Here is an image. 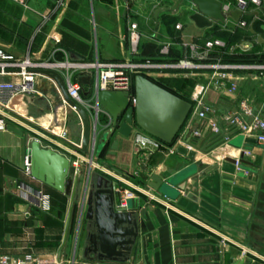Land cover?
Here are the masks:
<instances>
[{"label":"crops","instance_id":"1","mask_svg":"<svg viewBox=\"0 0 264 264\" xmlns=\"http://www.w3.org/2000/svg\"><path fill=\"white\" fill-rule=\"evenodd\" d=\"M220 1L235 9L236 0ZM173 6L174 0H26V5L0 0V49L14 57L72 63L148 59L177 63L190 60L192 44L202 47L208 40L221 39L226 47L216 49L210 60L197 63L229 66L162 70L148 77L190 102L194 89L204 87L202 95L214 113L204 120L190 115L176 139L177 146L196 152L194 161L169 148L154 153L141 150L134 143L136 127L125 137L112 128L105 112L99 113L97 123L95 111H88L92 127L97 125V142L107 135L99 155L95 154L99 167L93 171L117 182L122 195L138 198L139 232L125 263L84 256L88 222L83 199L90 163L84 165L73 206L70 195L34 179L26 170L28 149L40 132L65 128L73 141L82 138L76 111L63 102L52 79L39 75L35 83L38 96H18L11 103L18 119L9 125L24 135L0 131V256H8L11 264H28L29 257L30 264H234L242 258L244 264H264V252L254 244L264 247V238L253 243L254 231L258 227L264 231V148L245 153L256 173L226 161L240 157L247 137L223 120L235 111L238 98L247 99L254 116L264 119V70L247 68L264 66V44L258 40L264 38V6L250 7L239 21H214L207 28L197 27L190 19L195 12L191 5L163 10ZM240 21L246 26H240ZM132 23L138 25L141 36L136 56L130 53ZM166 43L171 44L170 54L161 58L159 52ZM70 72L72 82L90 77V84H81V99L87 102L97 85V70ZM220 73L237 83L235 94L214 89L213 79ZM9 79L0 76V81ZM209 120L220 126L227 143L206 153L200 143L210 140ZM187 130L201 133L198 146L183 141ZM153 175L170 182L179 196L173 200L147 190Z\"/></svg>","mask_w":264,"mask_h":264},{"label":"water","instance_id":"2","mask_svg":"<svg viewBox=\"0 0 264 264\" xmlns=\"http://www.w3.org/2000/svg\"><path fill=\"white\" fill-rule=\"evenodd\" d=\"M186 5L194 8L195 12L190 15V19L199 28L211 27L214 21L226 23L229 18L239 21L241 17L240 10L224 12L220 0H174L171 9L163 10L177 11ZM251 32L255 34L253 28ZM258 40L264 44L263 37H258ZM35 72L52 79L63 101L77 112L82 124L80 150L86 155L90 154V142L93 144L96 138L97 125L95 128L92 127L88 111L69 97L66 81L59 72L45 69ZM79 83L90 84V77H80ZM30 96L38 95L32 93ZM131 97L135 98L134 105L131 103ZM97 104L110 117L112 128L117 129L123 136L130 137L133 128L138 127L167 145L176 142L192 110L190 101L142 75L135 76L130 91L102 90ZM7 128L18 135H24V131L13 125H8ZM182 139L186 143L199 145V139L193 138L190 130L184 132ZM225 143L227 139L223 134L211 133L209 142L205 145L204 142L200 143V148L203 152L209 153ZM229 145L241 148L233 143ZM255 147L263 148L256 139L247 137L244 139L240 157L238 159L227 157L226 161L238 165L241 170L256 173L257 169L253 167V163L245 158L246 151L251 152ZM176 153L191 161L195 160L196 152L183 145L177 146ZM27 161L34 179L60 193L70 195L73 206L82 183V175L71 165L69 158L53 149L43 147L38 139H34L27 152ZM146 189L157 191L173 200L179 196V192L170 182L157 175L151 177ZM119 192L117 182L97 172H88L83 199V210L85 204L87 205L85 219L88 222L84 256L88 260L125 263L130 258L139 232L136 216L139 204L138 198L127 197L124 207H118ZM244 263L245 258H242L234 264Z\"/></svg>","mask_w":264,"mask_h":264},{"label":"built area","instance_id":"3","mask_svg":"<svg viewBox=\"0 0 264 264\" xmlns=\"http://www.w3.org/2000/svg\"><path fill=\"white\" fill-rule=\"evenodd\" d=\"M20 5H26V0H14ZM62 4V3H61ZM264 4L263 0H236L235 9L232 5L223 4L224 12H231L234 10H240L241 15L244 14L250 7L261 8ZM240 26L245 27L244 21L239 22ZM181 25H176L177 29H180ZM130 53L133 56L139 53L140 32L138 25L132 23L130 26ZM226 47V43L221 39H212L205 42L200 47L192 44L191 58L190 60H183L177 63H164L155 62L152 60L137 61L128 60L119 63H72L66 60H47V61H34L31 56H25L23 58L14 57L7 54L0 49V76L9 77V80L0 81V131H7L9 121H17L16 113L11 108L12 101L18 96H28L32 93H36L35 83L37 77L40 75L36 73V70L45 69L59 72L66 81L67 92L69 97L81 104L87 111L94 110L96 113V122L98 123L99 113L102 111L97 104L99 94L102 90L110 91H130L135 76L142 75L145 77L151 76L153 73L162 70H179V69H195V68H214L216 70L229 68L227 65L221 64H198L197 62H205L212 58V55L216 49H223ZM171 50V44L166 43L162 45L160 49V57L166 58L169 56ZM246 67V66H244ZM239 68V67H236ZM242 68V66H240ZM249 69L264 70V66L249 65ZM95 69L97 70L98 79L93 95L87 102H83L81 99L82 85L79 82H72V74L70 70L80 71ZM226 73H220L219 78L213 79V87L220 92H226L229 95L235 94L238 90V85L227 77ZM264 76L261 73V77ZM55 83V82H54ZM56 85V83H55ZM57 87V85H56ZM58 89V87H57ZM59 90V89H58ZM204 91L203 86H197L191 94L192 110L190 115H195L197 118L204 120L208 119L210 115L214 113L211 106L207 105L202 95ZM60 92V91H59ZM66 105L67 103L63 101ZM131 103L135 104V98L131 97ZM236 109L228 116L223 118L224 123L233 128L236 133L244 134L246 137H252L264 148V119L260 116H254L250 102L245 98H238L236 100ZM249 119V120H248ZM208 127L211 128L212 135L225 134L220 126L213 122L208 121ZM137 131L134 136V143L137 148L148 151L150 153L159 152L164 148H169L171 153L176 152V142L173 145H167L161 140L145 133L140 128L136 127ZM191 131V130H190ZM193 138L200 139L201 133L199 131H191ZM93 144L90 142V154H84L81 152V140L73 141L69 138L68 132L65 128H62L59 132L47 129L45 132H40L38 139L41 145L45 148L53 149L67 158L70 159L71 165L82 175L84 172V165L90 163L89 171H93V167H99L95 164V149L97 141V132L95 135ZM226 137V136H225ZM227 139V138H226ZM26 170L30 172V165L27 161ZM88 171V172H89ZM118 207H124L126 202V196L119 192ZM31 259L28 258V264ZM0 264H11L8 256H0ZM15 264H25V262H18ZM27 264V263H26ZM33 264V263H32ZM35 264H45L43 262H37Z\"/></svg>","mask_w":264,"mask_h":264},{"label":"rangeland","instance_id":"4","mask_svg":"<svg viewBox=\"0 0 264 264\" xmlns=\"http://www.w3.org/2000/svg\"><path fill=\"white\" fill-rule=\"evenodd\" d=\"M264 1V0H263ZM263 6H264V4H263ZM190 21L191 20H189V19H187V22H188V24H190ZM189 27H190V25H189ZM77 113V112H76ZM98 137H99V134H98V136H97V139H98ZM105 137H107V135H103V141H102V138H100L99 140V142H97L96 141V149H95V153L97 154V155H99V152L101 151V149L103 148V145H104V141H105ZM95 162V161H94ZM79 190H80V188L78 189V193H79ZM78 193H77V195H78ZM75 206V205H74ZM260 230H258V232H255L254 231V234H253V243L255 242V241H261L263 238H264V231H262L261 230V228L260 227H258ZM256 246H258V249L259 250H261L262 252H264V247H260L259 245L260 244H258V243H254Z\"/></svg>","mask_w":264,"mask_h":264},{"label":"trees","instance_id":"5","mask_svg":"<svg viewBox=\"0 0 264 264\" xmlns=\"http://www.w3.org/2000/svg\"><path fill=\"white\" fill-rule=\"evenodd\" d=\"M158 85H160L161 87H163V88H165V89H167V90H169V91H171L169 88H167V87H165V86H163V85H161V84H159V83H157ZM172 93H174V94H176L175 92H173V91H171ZM177 95V94H176ZM177 96H179V95H177ZM179 97H181V96H179ZM182 98V97H181ZM186 100V99H185Z\"/></svg>","mask_w":264,"mask_h":264}]
</instances>
